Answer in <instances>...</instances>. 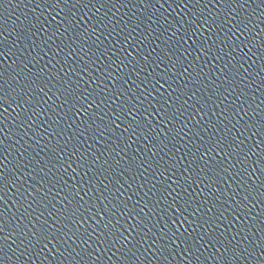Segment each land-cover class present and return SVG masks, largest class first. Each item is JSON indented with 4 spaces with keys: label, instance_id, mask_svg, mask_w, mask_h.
<instances>
[{
    "label": "water",
    "instance_id": "1",
    "mask_svg": "<svg viewBox=\"0 0 264 264\" xmlns=\"http://www.w3.org/2000/svg\"><path fill=\"white\" fill-rule=\"evenodd\" d=\"M0 264H264V0H0Z\"/></svg>",
    "mask_w": 264,
    "mask_h": 264
}]
</instances>
